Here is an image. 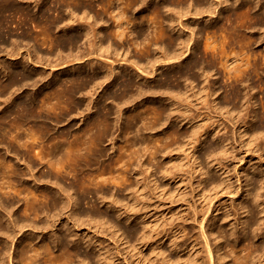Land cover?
<instances>
[{
  "label": "bare ground",
  "instance_id": "bare-ground-1",
  "mask_svg": "<svg viewBox=\"0 0 264 264\" xmlns=\"http://www.w3.org/2000/svg\"><path fill=\"white\" fill-rule=\"evenodd\" d=\"M159 1L160 2H156V0H0V18H2V24L0 25V44H2V46L4 45L5 49L7 48V53L5 52L6 55L8 54L18 56L21 54L19 51L20 44L24 42L30 44V41L33 42L32 46L29 47V54L23 57V60L25 61L22 60L20 62H17L19 66H22V71L10 68V70L5 74L7 78L5 80L0 79V98L4 97V95L6 97V94H10V91L12 89L15 90V88L19 87L21 83L32 81V83H34L32 84L33 86L37 85V75L42 76L43 73H37L35 80H32L33 78L30 77L32 76V74H25L24 69H27V65L25 64V62L29 61V59L32 60V57L30 56H33L35 59H37L36 61L43 59V56L39 55V50L42 49V47H45L44 49L47 53L46 55H48L46 56L47 58H45L46 61L50 59L49 56H52L55 57V65H59L61 63L63 64L64 61L69 57L74 58V60L76 59V61H81L86 58L85 64L89 65V67L87 68L86 65L85 67L89 70V72H91L87 75H79V73L77 74V72L81 70L83 71L82 67L79 65L76 67L71 66L68 69L66 68V70H60L61 73L59 72L60 74H57V77H63L61 81H56V84H54L55 81L46 83L44 87L47 86L46 88L48 89L45 91H42L44 89L37 92L35 91L33 92L34 94H32V96L30 95V97L26 99L17 101L16 99L18 97H13L14 91L12 90V95L10 94L9 96L8 94V98L1 99V101L3 100L2 102L6 103V106H4L3 108L1 107L3 110L0 113V124L6 125L1 127L3 128V130H0V140H4L5 142L9 140V142H11L10 146L14 149L13 152L15 154H19L22 152L23 155L29 158V162L31 165H27L26 169L24 170L18 168L15 164H7V152L5 154V157L1 152L0 175H3V177H7L10 181H14L15 185H23L27 183L28 180L36 182L35 174L32 172L30 167L35 165V161L38 160V162L40 161L39 164L44 161L49 169L56 170V172H54V177L56 181H58L60 179H65V176L56 166L60 162L69 160L72 156L74 157L75 162L76 158L82 159V162L83 159L87 158L91 161L96 159V161H99L98 158L105 155L104 150L101 147L103 145L100 146V144L102 143V139L105 138L108 139L109 142H113L115 138L119 137V135L118 137H115L116 135L114 136L110 132L109 115L111 113L118 112L119 115H121L118 116L121 121L125 119L123 114L124 110L119 105L121 104L122 106L124 104H128L135 99V95L137 93L143 94V92L146 90V88L144 90L143 86H141L139 82H135L131 78H123V80H121L120 93L112 91L105 96V100L107 101V99H109V102L114 104V108L106 107V105L103 104L101 111H105V113L101 112V114L97 112V114H95L93 118L90 117V121L87 122L86 120L87 123H84V125L79 129L80 131L82 130V133H80L81 135L79 134L80 136H75L76 138H74V143L73 141L72 143H70L71 140L68 142V136L70 137V133H68V131L65 132L64 129L62 131L58 130L56 131V133L53 132L54 134L51 133L53 128H50L48 125H44L46 124V120L41 126V128H43L42 132L44 133H42L41 135L39 134L40 136H36L35 133L33 134L26 132H18L17 134H13V131L11 132V130L14 129L15 122H18L17 120L23 119V122L16 123V126L17 129L21 127L20 129H22V131H25L23 130L21 125H24V120L26 122L29 118H33V116L37 118L40 117V119H42L41 117H44V115L48 117L52 114L53 118L57 120V122L65 121L67 120L66 116L69 114V112L68 114L65 113L67 110H64L65 106L63 108V105L66 104L67 107V105H69L68 102H72L73 104H75L76 114H82L81 111H84L82 110L83 101H81V98L77 97L78 94H81L83 98L84 95H86V98H88L89 101L87 102L85 108L88 107V109L91 110V107L89 105L93 100L92 90H95L98 87L101 88V86L105 82L107 83V81H110L112 82L111 85H113L122 77H130V74H133L134 78L136 77L138 80L143 81V78L141 79L139 77L140 75L135 73L137 70H140V72L142 73L143 71H147L145 73H149V71L151 70V74H153L152 76L154 79L159 75V73L161 74L160 70L164 68V66L162 65L163 62H168L169 64V62L174 61L176 62V64H181V62L190 58L189 56H192L194 54L199 42V28H195L197 20L192 21V27L190 31L192 35H195V37H197L198 42L194 39L193 36L190 38H193L195 41H193L192 39V45L186 48H190V53H188L189 55L187 54L188 56H185L182 50L183 48L180 44H186L185 41H187L188 45V43H190L191 41L188 39L189 35L182 36L181 34L176 33L178 35L175 36V34L173 33L175 29V25L173 24L176 23L174 19H178L179 17L181 18L182 16H189V14L191 15L194 13L198 15L200 13L204 14L205 12H207V14L208 12H211L210 14L212 15L213 13H215L217 14L216 17L219 18L221 17V15H223L226 9H233L235 12L233 13L231 11V13L233 14L227 15V10V12L225 13L226 16L224 18L226 25H228L229 27V30L230 28H232V30H234L235 32H239L241 31V28L251 30L254 29L256 25H264L263 14H258L256 12L257 14L253 16H255L257 20H255L251 16L252 10H255V8L258 7V3L262 0H241V2H239V0H218V5H222L223 3L225 4L224 7L222 6L223 8L219 7L220 9H218V6H216L218 11H213L215 3H209L205 0ZM242 1L244 2V11L242 16V18H244L243 21H241V19L239 20L240 14H237L238 10L236 9L238 8V6H240V4H242ZM32 2H35L33 7L36 8V14L29 9V6ZM172 11L177 12L179 16L177 14L173 17ZM7 12L9 14H20V16H23L21 23L24 24V29H20V33H15L14 29L7 25ZM148 12H152V14L153 12L158 13V18H152L153 16H149ZM138 18L139 21H137ZM178 20L176 21L179 25V28L184 29L187 27L185 23H187L189 19L184 21ZM27 21L34 23L35 27H39V30L35 31L32 29L33 27L30 28L28 27V25L26 26ZM75 22L77 23L76 25L74 24ZM143 23L149 25L147 26L148 30L149 28L151 29L150 32L146 31L147 29L145 30V27L138 26L139 24L142 25ZM237 23H240V27L237 26ZM73 28H75L76 31L79 30V34L70 35L67 30H72ZM218 28L220 29V27ZM221 28L225 29L223 27ZM259 29H261V27H259ZM253 35L254 34H251L250 36L248 35L249 37L247 39H244V44L245 46L246 44H248L249 49L251 48L252 44H256V42H259V39L257 40L256 38L255 41H251ZM140 38H143L144 42H142L141 40V44H143L140 46V48H138V44L136 43ZM263 40L264 38L260 37V42H263ZM206 42L211 41L208 40ZM214 43H216V40L208 43V47ZM220 44L221 47H225L224 41L222 42L221 40ZM132 47H134L133 50L136 49L135 52L138 59H133L134 54L131 51ZM212 47L214 49H217L214 45H212ZM65 50H69V52H71L68 53L67 56H65L66 59L64 60V57H62L61 54H64ZM75 50L76 52L73 53ZM205 51L203 50V52ZM215 52L216 51L214 50L212 52V62L214 60V62H216L217 60L215 57L218 54H215ZM222 53L223 52H221V54L219 55H222ZM244 54H242L243 58L241 57V61H239L242 63L244 60H246V65L248 67L249 62L251 61L249 59L250 56L248 57L247 53L246 55ZM93 55L97 60L98 58H100L99 60H101V62L99 61L98 63L95 59H93L95 60V62H92V59H89L90 57L87 58V56ZM182 55L184 57H182ZM263 55L264 54H262V57ZM240 56L241 55H239L238 57L239 59ZM252 56H256V54L252 52ZM226 58L228 59V56H226ZM238 58L236 59L238 60ZM227 59L226 62L228 61ZM123 60H125V62L129 61L130 63H132V67H134L136 71H128L127 68L120 63V61L122 62ZM263 61L264 60L262 58V62ZM197 62L198 61L194 58L191 61V63L194 64H196ZM82 63L84 64V62ZM237 64L239 63L237 62ZM262 66L261 63H255L253 67L251 66V71L256 76L262 77V75H264V66ZM227 67L228 66H226V69ZM233 67L234 65L232 66V68ZM176 70L177 69H175V71ZM246 70L247 69L244 70V68L238 69L237 72H240L241 74H236V71L234 72V77L238 84H243V76H245L244 74L248 73V70ZM70 71L74 73L76 72V74L67 76L66 73ZM186 71H188V69ZM233 71L231 69V72ZM151 74L147 75L150 77ZM43 78L44 75L43 77L38 78V80L40 79V81L38 82H42ZM172 78L173 77L170 78L168 76H165L166 85H170L172 83ZM179 78H183L184 82L190 81V84L193 83L189 77L182 76L178 77L177 80H179ZM173 83H175V80ZM216 83L217 82L214 81L211 85H209L210 96H213L215 93H217V88L215 86ZM43 84H45V82H43ZM187 90L188 89L186 87L185 92L178 91L177 94L181 95L180 97H182V95L184 94L183 96H186L188 98L189 95ZM239 95L240 91H237V98L239 97ZM176 96L177 95L173 97L170 96L171 108H169L173 110H176L179 107L185 108V103L182 104V102L179 101L181 98L178 100L179 102L175 100L177 99ZM212 102L213 103L211 104H213V106H222L218 102V98H213ZM255 103H251V105L254 104L255 106ZM10 104L15 105L13 109L10 107ZM262 105L263 102H261V106ZM115 106H119L120 108L117 110L115 109ZM221 108L224 109V107ZM113 109H115L116 111H113ZM230 109H234L236 114L242 112L243 102L242 105H240V103L239 105L233 104ZM177 110L180 111V109ZM183 110L181 109L182 112ZM251 113L252 120L248 127H251L252 129L249 132L248 129L245 128V131L241 133V139H243L244 137L246 138L243 141V143L245 144L244 146L252 145L255 140L259 139V137L260 139H264V129H261L262 124H264V119H261L260 117L259 125L257 124V126H254L253 123L259 116L255 108ZM14 114H17L18 116H14L15 118L11 119L12 115ZM165 114V108L161 105L158 106L156 112L157 117H155L156 121L154 122V124H152L151 127L146 126L143 130H141V133L139 132L140 134H143V136H147L148 134L154 136V141L158 143L155 147V150L148 154L146 153L148 151V148L145 145L142 148L140 156H138V151H133L134 153H132L131 151L130 153H132V155L126 162L127 164H125L129 166L130 169L133 165H136L138 168V170L136 171L139 172L138 175L142 176L147 173V176H145L147 177L148 182L153 184L154 190L158 191V182L161 179H164L173 183L171 192H166L169 197H173V199L177 198V201L187 200L185 198L189 197L192 201V204L189 205L191 213L184 214L178 211L179 209L176 211V209L173 208V213L171 215L174 216L175 219L170 223L169 228H164V234H162L161 236V233L155 232L157 239L154 243L159 242V244H156L155 246L154 244H149V241L156 237L154 235V231H156V228L160 227V225L163 223L162 221L152 222L147 216V210L151 208L153 204H150V201L152 200L151 194H153V192L151 193L148 189L145 188L150 194L149 197L148 194H146L144 188L135 190L133 194L131 193L127 195L129 198V204H127L126 202L122 203V205L118 204L117 197L112 194L111 197L113 201H111V204H103L102 207H100L98 203L91 200L93 196H96L97 198L100 196L98 194V190H96V185H93L92 183L94 187H88L83 184L84 186L78 190L76 189V178L78 176H76L71 178L72 180L69 181L70 183L68 184V187L70 188L55 186L49 189L38 186V189L36 190L31 188L33 191L29 190L26 192V189H23L12 192L10 191V189H12V185L0 187L1 189H3L2 192L0 191V264H57V257L51 256V251H53V248L55 247L67 249L69 252H73L76 259L72 264H116V261H113V251H110L100 241L93 239L91 236L79 234L78 227L83 226L85 224V221H87L89 225L91 224L94 228H109L116 236H118V231H121V235L123 233H126V236H124L126 240L122 238L121 235L119 236V240L122 245L126 244L124 249L125 251L130 253L132 257H137V255L142 256V247H148L150 253L147 261L149 264H215L216 262L221 260L223 261V264H264V201L259 197L258 188L261 177H257V174H259L258 171H252L253 164L251 167L248 166V169L244 171V184L241 183V185H239V187L237 186V188L245 186L244 192L246 193V195L244 199L241 200V202L239 201L236 207V212H238L239 214L238 219L234 222H231V220H229V214L216 212L217 206H215V203H213V198L218 193L228 194L236 192L238 194L239 192V189L235 191L236 185H234V183L236 182L232 181V176L230 177L229 175H225L228 172L227 170L226 173L223 171V168H225L223 167V164L227 159V157L225 156L232 153L230 151L232 149H228V146L230 147V144H226L227 138L226 140L219 139V136H216V127L214 125H210L206 129L202 128V126H200L198 122L193 123V116L184 114V112L180 113L179 117L181 116V121H185L186 125L190 124V128L188 129V131L186 130L182 132L181 130L177 129H167L168 131L166 130L165 133L163 132L162 127L165 124L166 118L169 117ZM69 115L68 118H70ZM70 116L72 117V114ZM44 119L46 118H43V120ZM128 119L129 120L127 121H130V123L136 119L135 109L133 111H130ZM17 129L15 128L14 131L16 130L15 132H17ZM20 129L18 130L20 131ZM156 132H159L160 134L162 133V135H160L159 138H155ZM136 135H134V137ZM46 142H49V145L43 150L42 144ZM39 146L41 147L40 150H38ZM113 148L114 146H112V149ZM199 149H201V151H199ZM122 154L121 157H123ZM167 154H171V157H177L176 160L175 158H171L170 165H167L164 162V158L167 156ZM135 155H137V158H134ZM147 155L149 156V158L147 157ZM131 159H134V161H131ZM188 169L190 170L187 171ZM188 172L192 174L194 172H198L199 174V178L196 180L197 183L195 187L192 186L191 182L192 174L188 175ZM27 174L30 179L23 178V176ZM240 176L238 177L237 175V182L241 181ZM89 183L86 184L89 185ZM72 187H75V190L72 191ZM199 187L201 188L197 190V192H194L195 189ZM36 191L38 192L37 195L33 193ZM189 191L192 193L194 192L196 195H190ZM101 192L103 194L108 193L104 190H102ZM166 193L161 192V194L163 195H165ZM89 196H91L90 199ZM194 196H197L201 201L198 205L195 199H193ZM83 201H86L85 204L83 203ZM64 210H69V215H72L73 217L76 215V240H73L72 244L69 246L65 238H63L62 236H58L59 229H56L52 231L54 240L52 242L50 241L44 243V235L41 233L39 234L33 230H42L52 226L55 227V223L57 221H61L62 211ZM48 213H52L50 216L51 218L48 216ZM151 217L152 216H150V219ZM187 223H191L193 227H189ZM128 224L130 226L124 229L123 226H127ZM26 227H30L31 230L25 231L24 229ZM128 238L130 242L128 241ZM226 242L227 245H231L232 248V263H230V261H226L228 255H224L223 253H221L222 246L223 244H226ZM128 243L130 244L128 245ZM164 243H168V245L166 247H163L162 245ZM197 244L199 245V247L201 246V254H198V251L196 252V250L192 252ZM170 250H179L181 253L186 254H184L183 256H178L177 259L172 260L169 254ZM71 257L72 255H70L66 262L59 264H67L68 262H70ZM138 261L141 262L140 257H138Z\"/></svg>",
  "mask_w": 264,
  "mask_h": 264
},
{
  "label": "rangeland",
  "instance_id": "rangeland-1",
  "mask_svg": "<svg viewBox=\"0 0 264 264\" xmlns=\"http://www.w3.org/2000/svg\"><path fill=\"white\" fill-rule=\"evenodd\" d=\"M166 1H168V0H166ZM205 1H208L209 3H215L213 11H218V9H220L222 6L223 7L225 6L224 3L222 5H218V2H219L218 0H205ZM156 2H160V1L156 0ZM239 2H241V0H239ZM34 3L32 2L31 5L29 4L31 6V7L29 6V9L32 10L33 13L36 14L37 13L36 8L33 7ZM216 6H218L217 7L218 9L216 8ZM240 6L243 9H241ZM240 6H238V8H236V9L238 10L237 14L238 15L240 14V17H241V18L239 17V20L241 19V21H243V19H244V18H242L243 11H244V7H243L244 2L243 1H242V4H240ZM227 10H228V12H227ZM231 11L233 13L235 12L233 9H226L224 11L223 15H221V17H219V18L216 17L217 14H215V13H213V15H212V14H210L211 12H208V14H207V12H205V13L203 12L204 14L200 13L201 15L194 13L191 15L189 14V16H184V17L182 16L181 18L179 17L180 18V19L178 18L179 20L174 19L176 23L173 24V25H175V29H174L173 33L175 34V36H177L178 34H181L182 36H186V35L188 36L189 35L188 39L191 41V42L189 41L190 43H188V45H187V41H185L186 44H184V43L180 44L181 47L183 48L182 50H183L185 56H188L189 55L188 53H190V50H189L190 48L186 49L187 47H190L192 45V39L193 38L192 39H190V38L193 36L194 39L197 41V37H195V35H192L191 31H190L191 27H192V21L197 20L196 27H195V28H199V33H198V36H199L198 41L199 42L197 41L198 46L196 49L197 53L195 51L192 56H189L190 57V58H188L189 60L186 59L185 61L181 62V64H176V62H174V61L169 62V64H168V62L167 63L163 62L162 65L164 66V68L162 70H160L161 74L159 73V75L156 76L154 79L152 76L153 74H151L152 73L151 70L149 71V73H145L147 71H143V73H142V72H140V70H137L138 71L137 72L136 69L134 67H132L133 64L130 63L129 61L128 62H125V60H123L122 62L120 61V63L124 67H126L128 71H131V72L136 71L135 73L140 75L139 77L141 79L143 78V81L146 79L145 80L146 82L145 81L143 82L142 80H138L136 77L134 78L133 74H130V77H122L120 80L116 81L115 84H113V85H111L112 82H110V81H109L110 83L107 81L108 84L105 82L101 86V88L98 87L95 90H92L93 100H92L91 104L89 105L91 107V110H89L88 107L85 108L87 102L89 101L88 98H86V95H84V98H83L81 94H78L77 97L81 98V101H83L82 110H84V111L83 112L81 111L82 114L79 113L82 116H80L78 113H77L78 115L76 114L75 104H73L72 102H68L69 105H67V107L68 106L69 107L67 108L66 104H65V105H63V108L65 106L64 110H67L65 113L68 114V112H69L70 115L72 114V117L68 114L70 118H68V115H67L66 116L67 120H65V121H62V122L58 121L57 122V120H55L53 118L52 114H51V116L49 115L48 117H46L44 115V117H41L42 119H40V117L37 118V117L33 116V118H29L28 121H26V122L24 120V125H21L23 130H25V131H22V129H20L21 127L18 128V129H20V131H19L17 129L16 123H18V122L22 123L23 119L17 120L18 122H15V126H14V129L16 128L17 132H15L16 130L14 131V129H13V130H11V132L13 131L12 132L13 134H15V133L17 134L18 132H22V133L26 132V133H33V134L35 133L36 136H40L42 133H44V132H42L43 128H41V126H42L43 122L46 120L45 121L46 124H44V125H48L50 128L51 127L53 128L51 133H53V132L56 133V131H58V130L62 131L64 129L65 132L68 131V133H70V137L68 136V142L71 140L70 143H72V141L74 143V138H76L75 136H80L81 135L80 133H82V130L80 131L79 129L84 125V123L86 124L88 121L91 120L90 117L93 118V116H95V114H97V112L98 113H101V112L105 113V111H101L103 104L106 105V107L114 108V104L110 103L109 99H107V101H106L105 96L109 92H112V91L113 92L116 91L117 93H120L121 92V90H120L121 85L120 84H121V80H123V78H131L135 82L136 81L139 82L140 85L143 86L144 90L146 88V90L143 92V94L137 93L135 95V99L132 100L131 102H129L128 104H124L122 106H121V104L119 105L124 110L123 114H124L125 119H123L121 121V119L118 117L121 115H119L118 112H117L118 115H117V113H111L110 114L111 116L109 115L110 132L112 135H114V136L116 135L115 137H118V135H119V137L115 138V140H113V142H111V141L109 142L108 139H105V138H103L105 140L102 139V141H101L102 143L100 144V146L103 145L101 147L103 148L105 155L100 157L101 160H100V158H98L99 161H96L97 159L91 161L87 158V159H83V162H82V159L76 158V162H77V164H76L74 157L72 156L71 157L72 161L70 158L67 161L60 162L56 166L57 168L60 169V172L65 176V179H63V180L60 179L58 181H56V179L54 177V172H56V170L49 169L44 161L39 164L40 161L38 162V160H37V161H35L36 163L34 162L35 165L30 167L32 172L35 174L36 182L28 180L27 183H25L23 185H15L14 181H10L7 177H3V175H0V187L1 186L4 187L6 185L7 186L12 185V189H10V191H12V192L23 190V189H26V192L29 190L33 191L31 188L36 190V189H38V186H42L44 188H49V189L51 187H55V186H57V187L62 186V188H70V187H68V184L70 183L69 181L72 180L71 178L78 176L76 178V181H77L76 189H78V190L81 189L84 186L83 184H85V186H88V187L93 186L94 184L96 185L95 186L97 188L96 190H98V194L100 196L98 198L96 196H93L92 198H91V196H89V199L91 198V200L98 203V205L100 207H102L103 204H105V205L111 204V201H113V199L111 197L112 194H114L115 197H117L118 204L122 205V203H126V202H127V204H129L128 203L129 198L127 195H129L131 193L133 194L135 192V190H138V189L140 190L141 188H144V189L146 188L151 193L153 192V194H151L152 200L150 201V204L151 203H153V204H152V207L147 210L148 211L147 216L149 217V220H151L152 222H155V221H160V222L162 221L163 222L160 225V227L156 228V231H154L155 236H156L155 232L161 233L160 234V236H161L162 234H164L163 233L164 228L165 229L169 228L170 223L175 219V217L171 215L173 213V208L176 209V211L179 209L178 211H180L184 214L191 213V210L189 209V205L192 204V201L190 200L189 197L185 198L187 200H178V201H177V198L173 199V197H169L166 192H171V189L173 187V183H171L167 180H164V179H161L158 182V186H157L158 191L154 190L153 184L148 182V179L146 177L147 173H145L146 176L145 175H142V176L138 175L139 172L136 171V170H138L136 165L135 166L133 165L131 169L129 168V166L125 165V164H127L126 162L130 159L132 153L138 151L139 152L138 156L141 155V151H142L143 146H145V145L147 146L148 151L146 153H148V154L155 150V147L157 146L158 143L154 141V138H153L154 136L151 134H148L147 136H143V134H140V133H141V130H143L146 126L151 127L152 124H154V122L156 121L155 117H157L156 116L157 108H158V106L161 105L166 110L165 115L169 116V117L166 116L167 118H166L165 124L162 127L163 132L166 133L167 129H177V130H181L182 132H184L186 130L188 131V129L190 128V124L189 125L187 124L188 125L187 126L185 124V121H181V116L179 117L180 113L184 112V114H188V115L193 116V123L198 122L199 125L202 126V128L206 129L210 125H214L217 128V129L215 128V133H216L217 137L219 136L218 137L219 139H225L226 140V138H227L228 142L226 140V144H228V145L230 144V147L228 145L227 146H228L229 150L232 149V150H230L232 153H230L231 155L228 154L227 156H225V157H227V159L224 161L223 167H225V168H223V171L226 173V170H227L228 172L226 174L225 173L224 174L227 176L229 175L230 177L232 176L231 177L232 181L236 182V183H234V185H236L235 191H237L239 189V192H238V194L236 192H232V193H228V194L227 193H218L216 196H214L213 203H215V206H217L216 212L228 213L229 214V220H231V222H234L235 220L238 219L239 214H238V212H236V207H237L239 201L241 202V200L244 199L246 193L244 192L245 186H241V188H237V186L239 187V185H241V183L244 184L243 180H245V177H243L244 176L243 173L246 169H248V166L251 167L252 164H253L252 171L257 170L259 173V174H257V177L258 178L261 177L260 178L261 181L259 182V188L258 189H259V197H260V199H263V201H264V139L263 138L260 139V137H259V139L255 140V142L250 146H248V145L244 146L245 144L243 143V141L246 139L245 137L243 139H241V137H242L241 133L243 131H245V128L248 129L249 132L252 129L251 127L249 128L248 125L250 124V122L252 120L251 119L252 118L251 112H253L254 108L257 110V114L259 116L256 118L255 122L253 123L254 126H257V124L259 125L260 117H261V119H264V108H262V107H264V99H263L264 98V86H263L264 85V75H262V77L261 76L258 77L251 71V69L255 63H258V64L261 63V66L264 64V61L262 62V58L264 60V55L262 57V54H264V51H263L264 50V40H263V42L262 41L260 42V37L264 38V35H262V34H264V32H263L264 31L263 30L264 25L263 26L260 24L256 25V27L254 29H251V30L250 29L246 30V29L241 28V31H239V32H235L234 30H232V28H230V30H229V27H228V25H226L224 18L226 16L225 15L226 12H227L226 13L227 15L233 14V13H231ZM172 12H173V14L172 13L171 14L173 17L178 14L175 11H172ZM193 12H194V10H193ZM256 12L258 14H263V16H264V0H262L261 2L258 3V7L255 8V10H252L251 16L255 20H257V19L253 15H256L257 14ZM148 14L151 17L153 16L152 18H155V19L158 18V13H156V12H153L154 15L152 14V12L151 13L148 12ZM6 15H7L6 19L8 20L7 25L10 26L12 29H14L15 33H17V32L20 33V31L22 29H24L23 28L24 24L21 23L23 16H20V14H9L8 12L6 13ZM210 15H212V16H210ZM142 16H144V15H142ZM178 16H179V14H178ZM210 17H211V20H210ZM139 18L137 19V21H139ZM220 18L222 19L223 22L221 21ZM187 19H189V21L187 23H185L187 25V27L184 29L179 28L178 27L179 25H178L176 20H178V21L183 20L184 21ZM215 20H217V21H215ZM1 22H2V18H0V25L2 24ZM74 24L76 25L77 23L75 22ZM145 24L146 23H143L142 25L139 24L138 26L145 27L144 29L145 30L147 29L146 31L150 32L151 29L149 28V30H148L149 25L148 24L145 25ZM27 25L30 28L33 27L32 29L35 31L39 30V27L34 26V23L27 21L26 26ZM237 26L240 27V23H237ZM218 27H220V29ZM221 27H223L225 29H222ZM259 27H261L262 30L259 29ZM133 28H135V27H133ZM206 28H208V29H206ZM70 30L71 29L67 30L70 35L71 34H73V35L79 34V30L76 31L75 28H73L71 31ZM251 31H252V33H251ZM255 31H256V33H255ZM176 33H178V34H176ZM214 34H215V37H214ZM247 34L249 36L251 34H254L251 41H255V38H256L257 40L259 39L260 43L256 42V44L255 43L252 44L250 49L248 48L249 45L246 44V46H247V48H246V46L244 44L245 43L244 39H247L249 37ZM194 39H193V41H195ZM213 39L216 40V43L211 44V46L208 47V43H211L212 41H214ZM220 39L222 40V42L224 41V45H225L224 48L221 47V44H220L221 40ZM242 39H243V41H242ZM141 40H142V42H144L143 38H140L138 40V42L136 43V44H138V46H137L138 48H140V46L143 44V43L141 44ZM208 40L211 42H206ZM32 43L33 42L30 41V44H27L25 42L20 44L19 45V48H20L19 51L21 54L18 56L8 55V54L6 55L7 48L5 49V46L4 45L2 46V44H0V79L5 80L7 78V76H5V74L7 71L10 70V68H12L14 70L22 71L21 70L22 66H19V64L17 62L22 61L23 57H25L26 55L29 54V51H30L29 47L32 46ZM242 43H243V45H242ZM183 45H184V47H183ZM185 45H186V47H185ZM212 45H214L217 49H214L212 47ZM203 46H204V48H203ZM44 48L42 47V49H40L41 52L39 50V55L40 56L42 55L43 59L36 61L37 59H35L33 56H30V57H32V60L29 59V61L25 62V64L27 65V69H24L25 74H27V75L32 74V76H30L31 78H33L32 80H35L37 73H41V74L43 73L42 76L37 75V78H36L37 79V85L36 86H33L32 84H34V83H32V81H29V82H27L28 84L24 82V83H21L19 85V87H17L18 89L15 88L16 92L14 89H12L14 92L11 90L10 94L13 92V97L14 96L18 97V98L16 97L17 99L15 98L17 101L26 99V98L30 97V95L32 96V94H34L33 92H35V91L37 92V91H40L42 89H44L42 91L47 90L48 89V88H46L47 86L44 87V85H46V83L55 81L54 84H56L57 82L61 81L63 77H57V74H60L62 70H66V68L68 69L71 66L76 67L79 65L82 67L83 71L81 70V71L77 72V74L79 73V75L80 74H86L87 75V74L91 73L87 69L89 67V65L85 64L86 58L81 60V61L80 60L76 61V59L74 60V58H72V57L71 58L69 57L68 59H66L65 56H67L68 53H70L71 51L69 52V50H67V51L65 50V53L62 52L64 54H61V56L64 57V60L65 59L66 60L64 61L63 64L61 63L59 65H55L56 64L55 57L49 56L50 59L48 57L49 60L48 59H47L48 61L45 60V58H47L46 56H48V55H46L47 53L45 52ZM133 48L134 47H132V49H131L132 53L134 54L133 59H138L137 54L135 52L136 49L133 50ZM219 48H221V49H219ZM184 49H186V50H184ZM205 49H206V51H205ZM207 49H208V51H207ZM203 50L205 52H203ZM213 50L216 51L215 54H218V55H216L215 58L219 61L216 60V62H214L215 61L214 60L212 62ZM219 50H221V51H219ZM43 51H44V53H43ZM185 51H187V52H185ZM75 52H76V50L73 53H75ZM218 52H220V53H218ZM221 52H223L224 54L222 53V55H219V54H221ZM252 52L254 54H256L257 57L252 56ZM209 53H210V55H209ZM246 53H247L248 57L250 56L249 59L251 60L250 61L248 59L250 61L248 64V67L246 65L247 64L246 60H244L242 63L240 62L242 54L246 55ZM205 54H206V56H205ZM21 55H22V57H21ZM239 55H241L240 59L238 58ZM219 56H220V58H219ZM226 56H228V59L226 58ZM182 57H184V56L182 55ZM258 57L260 60L258 59ZM87 58L92 59L91 60L92 62L93 61L95 62V60L98 63H99V61L101 62V60H99L100 58H98V60H97L94 55L93 56H87ZM193 58L198 61L196 64L191 63ZM224 58H226L228 61L226 62V59H224ZM229 58H231V59L233 58V59L231 60ZM236 58H238V60ZM252 58H253V60H252ZM69 59L72 61H70ZM93 59H95V60H93ZM50 60H52V61H50ZM23 61H25V60H23ZM78 61H79V63H78ZM245 61H246V63H245ZM82 62H84V64ZM225 62H226V64H225ZM237 62L240 65L237 64ZM223 63L225 64V66ZM175 64H176V66H175ZM85 65L87 68L85 67ZM233 65H234V67L232 68ZM199 66H201V67H199ZM226 66H228L227 69H226ZM249 66H250V68H249ZM230 68L232 69V71L236 69L235 70L236 72L235 71L231 72ZM243 68H244V70L247 69L248 71L247 70L246 71L248 73L244 74L245 76H243V78H244L243 84H238V82H236V80H235L234 72L236 74H241L240 72H237V70L243 69ZM175 69H177V70L175 71ZM185 69L186 70L188 69V71H186ZM181 71H183V72H181ZM195 71H197V72H195ZM230 72H231V74H230ZM232 73H233V76H232ZM252 73H253V76L255 75L254 77L252 76ZM66 74H67V76H72L73 74H76V72L74 73V72L70 71V72H67ZM147 74L148 75L151 74L150 77ZM43 75H44V78H43L44 81L42 79V82L39 83L38 81H40V79L38 80V78L43 77ZM205 75H206V77H205ZM165 76H168L170 78L173 77L172 78L173 80H171V81L173 83L175 80V83H173V84L171 83L170 85L169 84L166 85ZM182 76L189 77L193 83L191 82L192 84H190V81H187L188 83L184 82L183 78H179L180 81L177 80L178 77H182ZM246 78H248V79H246ZM135 79H137V80H135ZM214 81L217 82L215 85L217 88V93H215L213 96L212 95L210 96V88H209L210 86L209 85H211ZM262 81H263V83H262ZM43 82H45V84H43ZM257 83H259V84H257ZM239 85H240V87H239ZM114 86H115V88H114ZM151 86H154V87H151ZM186 87L188 89L187 91H188L189 97L187 98L186 96H183L184 94L182 95V97H180L181 95H178L177 92L178 91L185 92ZM106 88H107V90H106ZM118 90H119V92H118ZM237 91H240V95L238 97L240 99H238L236 96ZM8 94H6V97L4 95V97L0 98V108L1 107L3 108L4 106H6V103L2 102L3 100L1 101V99L8 98L7 97ZM10 94H9V96H10ZM172 95L173 96L177 95L178 97L176 96L177 99H175V100L177 102H179V101L182 102V104L185 103L184 104L185 108H180V107L177 108V109H180V111L177 109L176 110L170 109L171 108L170 98L173 97ZM213 98H218V102L220 103V105H222L221 107H224V109L221 107H218V105L213 106V104H211V103H213L212 102ZM225 101H227V102H225ZM255 101H256V103H255ZM75 102H76V97H75ZM242 102H243L242 112L236 114L234 109L233 110L230 109V107H232L233 104L239 105V103H240V105H242ZM261 102H263L262 106H261ZM251 103H255L256 105L255 106H254V104L251 105ZM186 104H188V105H186ZM189 104H191V105H189ZM14 106H15L14 104H10V107L12 109ZM119 106H115V109L118 110L120 108ZM83 107H84V109H83ZM2 108L0 109V113L3 110ZM115 109H113V111H116ZM134 109H135L136 119L130 123V121H127V120H129L128 117L130 115V111H133ZM181 109L182 110L184 109L183 112L181 111ZM92 110H93V112H92ZM170 110H172V111H170ZM74 112L77 116L74 114ZM114 114H116L117 116ZM14 116L16 117L18 115L17 114L12 115L11 119L15 118ZM43 118H46V119L43 120ZM51 118L53 121L51 120ZM167 119H168V121H167ZM86 120H87V122H86ZM149 121H150V123H149ZM5 125L6 124H0V128L5 126ZM111 125H113V126H111ZM261 127H260L261 129H264V124H262ZM180 128H182V129H180ZM0 130H3V128H1ZM134 135H136V136L134 137ZM155 135H156L155 138L156 137L159 138L160 135H162V133L160 134L159 132L158 133L156 132ZM142 139H144V140H142ZM110 143L111 144L114 143V144L111 145ZM10 145H11V142H9V140L6 142L4 140H0V154L2 152V155L5 157V154L7 152V154H6L7 164H10V165L15 164L18 168L25 170L27 165H31L29 162V158L26 157L25 155H23L22 152L19 154H15L13 152L14 149ZM42 145H43L42 149L44 150V148H46L49 145V142L43 143ZM112 146H114L113 149H112ZM7 147H8V151H7ZM11 149H12V151H11ZM40 149H41V147L39 146L38 150H40ZM131 151H132V153H130ZM199 151H201V149H199ZM121 154L123 157H121ZM171 154H167V156L164 158V162L167 165H170L171 158H175V157H171ZM147 157L149 158L148 155H147ZM117 158L119 160L120 159L121 160L119 161ZM134 158H137V155H135ZM176 159H177V157L175 158V160ZM131 161H134V159H131ZM85 162H87V163H85ZM99 162H100V164H99ZM135 162H136V160H135ZM189 170L190 169H188L187 171H189ZM261 172H262V174H261ZM188 173H189L188 175L192 174L190 172H188ZM235 174H237L238 177L241 175L240 176V178H241L240 182H237V175H235ZM23 178L24 179H30L28 174L23 176ZM79 178H80V180H79ZM198 178H199L198 172H194L192 174V179H191L193 187H195V185L197 183L196 180ZM80 182L82 185L80 184ZM89 182H91V183H89ZM86 183H89V185ZM92 183H93V185H92ZM77 185H79V186H77ZM93 187H91V188H93ZM200 188L201 187L195 189L194 192H197V190H199ZM146 189H145V192L150 197V194ZM71 190L72 191L75 190V187L74 188L72 187ZM102 190L107 191L108 193L103 194L101 192ZM0 191L2 192L3 189L0 188ZM161 192L166 193V194L163 195V194H161ZM194 192L193 193L190 192V195H194L195 194ZM33 193L35 195L38 194L37 191L33 192ZM234 193H236V194H234ZM193 199H195V201L197 202V205L201 202L197 196H194ZM85 202L86 201H83L84 204H85ZM69 213H70L69 210L62 211L61 221H57L55 223V227L52 226V227H49L46 229L33 230V231H36L39 234L40 233L43 234L44 235V243H47L50 241L52 242L54 240V236H53L52 231L59 229L58 236H62L63 238H65L67 243L70 246L72 244L73 240H76V227L77 226H76V215L73 217L72 215H69ZM51 214L48 213V216L50 217ZM150 216H152L151 219H150ZM187 224L189 227L190 226L193 227L191 225V223H187ZM129 226H130L129 224L127 226L124 225L123 228L126 229ZM24 230L30 231L31 228L26 227ZM78 232L81 235L91 236L93 239L100 241L110 251H113V253H114L113 261L115 260L116 264H149L147 261V258H148L149 253H150L149 248L146 246L142 247V249H143L142 256L137 255V257H132L131 254L128 253L127 251H125V249H124L126 244L122 245L120 243L119 236L121 235V231H118V233H117L118 236H116L112 233V230L109 228H99V227L94 228L91 224L89 225L88 222L85 221V224L83 226L78 227ZM124 236H126V233H123L121 235L122 238H124ZM156 239H157V236L154 237L153 239H151L149 241V244H151V245L154 244V246L156 244H159V242L154 243ZM128 241H129V238H128ZM129 244L130 243H128V245ZM167 245H168V243H164L162 246L166 247ZM197 245L194 247L192 252H194L196 250V252L198 251V254H201V246L199 247V245L198 246ZM231 250H232L231 245H229V244L227 245V242H226V244H223L221 253H223L224 255H228V258H226V261H230V263L233 262V260H232L233 254L231 253ZM51 252H52L51 256L57 257V259H58V261L56 262L57 264L66 262L68 260V258L70 257V255H72V257H71L70 262H68V263L72 264L75 262L76 258L74 257V253L69 252L67 249H61V248L55 247V248H53V251H51ZM169 254H170L172 260H174V259H177L178 256H181V255L183 256L186 253H181L179 250L178 251H174V250L171 251L170 250ZM138 257L141 258V262L138 261ZM215 264H223V261L222 260L218 261Z\"/></svg>",
  "mask_w": 264,
  "mask_h": 264
}]
</instances>
